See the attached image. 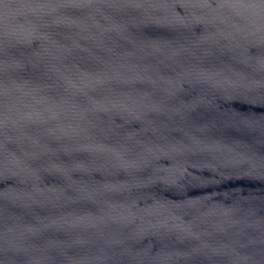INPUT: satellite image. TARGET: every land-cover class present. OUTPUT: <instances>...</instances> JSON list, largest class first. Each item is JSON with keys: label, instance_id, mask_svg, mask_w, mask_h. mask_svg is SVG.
Segmentation results:
<instances>
[{"label": "water", "instance_id": "1", "mask_svg": "<svg viewBox=\"0 0 264 264\" xmlns=\"http://www.w3.org/2000/svg\"><path fill=\"white\" fill-rule=\"evenodd\" d=\"M0 264H264V0H0Z\"/></svg>", "mask_w": 264, "mask_h": 264}]
</instances>
